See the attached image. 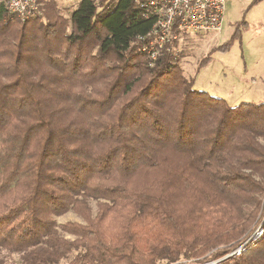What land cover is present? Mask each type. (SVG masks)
<instances>
[{
  "label": "trees",
  "instance_id": "16d2710c",
  "mask_svg": "<svg viewBox=\"0 0 264 264\" xmlns=\"http://www.w3.org/2000/svg\"><path fill=\"white\" fill-rule=\"evenodd\" d=\"M1 1L0 264H206L252 235L264 101L196 90L178 41L152 61L138 0H81L69 18L45 0L26 21ZM69 212L82 223L57 222ZM215 264H264V233Z\"/></svg>",
  "mask_w": 264,
  "mask_h": 264
},
{
  "label": "rangeland",
  "instance_id": "374dc122",
  "mask_svg": "<svg viewBox=\"0 0 264 264\" xmlns=\"http://www.w3.org/2000/svg\"><path fill=\"white\" fill-rule=\"evenodd\" d=\"M38 1L43 10L48 0ZM54 1L61 15L69 18L81 0ZM96 1L100 4L102 0ZM107 1L115 3L118 0ZM252 2L253 0H228L227 14L220 34L181 32L176 45L180 51L178 56L184 74L193 80L194 88L226 99L231 106L242 102L264 101V1L250 8ZM242 22H248L249 27H240ZM238 27L239 37L232 41L229 51L215 50L219 45L230 41ZM208 56L210 63L205 67H198L201 59ZM57 222L82 223V219L69 212L57 218ZM263 226L264 218L246 241L259 234ZM2 258L4 264H21L17 255L4 252ZM63 264H68V260ZM177 264L197 263L182 260Z\"/></svg>",
  "mask_w": 264,
  "mask_h": 264
},
{
  "label": "built area",
  "instance_id": "2783aa9c",
  "mask_svg": "<svg viewBox=\"0 0 264 264\" xmlns=\"http://www.w3.org/2000/svg\"><path fill=\"white\" fill-rule=\"evenodd\" d=\"M10 13L23 21L42 15L38 0H4ZM228 0H138L142 16L153 21L152 28L141 37L140 50L155 61L166 45L178 41L180 33L222 32L227 14ZM178 55L179 51L175 50ZM264 233L249 239L230 255H240L246 245L259 240ZM212 264V263H211Z\"/></svg>",
  "mask_w": 264,
  "mask_h": 264
},
{
  "label": "water",
  "instance_id": "95a60500",
  "mask_svg": "<svg viewBox=\"0 0 264 264\" xmlns=\"http://www.w3.org/2000/svg\"><path fill=\"white\" fill-rule=\"evenodd\" d=\"M231 255H228V256H226V257H224V258H222V259H220V260H218V261H216V262H213L212 264H215V263H217V262H219V261H222V260H224V259H226V258H228V257H230ZM207 264H211V263H207Z\"/></svg>",
  "mask_w": 264,
  "mask_h": 264
}]
</instances>
